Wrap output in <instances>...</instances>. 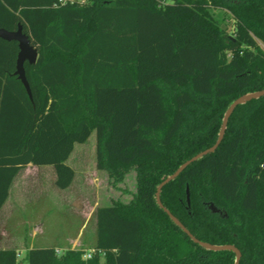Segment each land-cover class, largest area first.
Masks as SVG:
<instances>
[{"label":"trees","instance_id":"trees-1","mask_svg":"<svg viewBox=\"0 0 264 264\" xmlns=\"http://www.w3.org/2000/svg\"><path fill=\"white\" fill-rule=\"evenodd\" d=\"M234 20L228 32L213 13ZM38 50L15 73L19 42L0 37V208L28 164L75 177L76 143L97 134V167L112 184L135 170L136 191L97 209V252L0 249V264H235L207 250L161 208L165 177L214 145L239 96L264 88V0H0V28ZM190 191V204L187 190ZM198 239L234 244L240 264H264V96L239 105L215 152L161 191ZM214 204L222 213H214Z\"/></svg>","mask_w":264,"mask_h":264},{"label":"rangeland","instance_id":"rangeland-1","mask_svg":"<svg viewBox=\"0 0 264 264\" xmlns=\"http://www.w3.org/2000/svg\"><path fill=\"white\" fill-rule=\"evenodd\" d=\"M79 1L83 2V0ZM213 13L219 17L223 27L228 32H232L234 20L231 13L223 9H215ZM67 163L77 171L75 182L67 192L55 184L52 185L50 181H47L45 185L40 181L36 182L34 170L28 172L26 179L28 184L26 187L31 191L23 197V188L19 190L20 208L18 210H21V220L25 222H19V211L15 210L7 226L28 243L34 239L36 247L68 246L70 244L68 240L77 236L83 224V215L89 217L96 205H106L116 199L129 201L136 191L135 170L127 175L125 182L114 186L107 172L98 169L96 131L91 133L86 142L75 144ZM52 167L45 169L50 171ZM46 177L49 180L50 173ZM72 198L75 201V207L70 205ZM94 219L95 214L85 231L84 241L87 240V243L93 241L91 233L95 234L96 229ZM35 229L37 236L32 238ZM28 250L26 247L22 253L19 251V258H25ZM60 250L63 253L65 249ZM99 258L101 262H104V253L100 252Z\"/></svg>","mask_w":264,"mask_h":264},{"label":"water","instance_id":"water-1","mask_svg":"<svg viewBox=\"0 0 264 264\" xmlns=\"http://www.w3.org/2000/svg\"><path fill=\"white\" fill-rule=\"evenodd\" d=\"M0 37L3 39H6V40H16L19 42L20 51L18 54L17 70L15 73L18 75V78L25 85L30 97H32L30 85H29V82H28L27 77H26L25 62L29 61L30 63H36L37 59H38V50L31 44L29 37L23 33L21 26L19 27L18 30H15V31H9L7 29L0 28ZM262 96H264V88L261 90H257V91L247 92L245 94H242L238 98H236L229 105V107L227 108V110L224 114L221 129H220L219 136H218L216 143L214 145H212L211 147L197 153L196 155H194L193 157H191L190 159H188L187 161L182 163L174 173L165 177L163 179V181L159 184L158 190L156 193V199H157L158 205L168 213V215L173 220V222L177 226H179L192 239L193 242L199 244L200 246H202L203 248H205L207 250H212V251L227 250V251L234 252L235 256H236L235 264H240V261L242 258V252L236 245H234V244H213V243L202 241V240L198 239L196 236H194L190 232V230L182 223V221L179 218H177L175 215H173L172 212L170 210H168L163 205V203L161 201V191H162V188L167 183L176 179L190 164H192L193 162L200 160L204 156L216 151V149L219 147L222 140L224 139L229 119H230L231 115L233 114V112L235 111V109L239 105L245 104V103H247L253 99H258ZM187 199H188V203L190 204V191H189V189L187 190ZM210 209L214 213H222L221 210L218 209L214 204L210 205Z\"/></svg>","mask_w":264,"mask_h":264},{"label":"crops","instance_id":"crops-1","mask_svg":"<svg viewBox=\"0 0 264 264\" xmlns=\"http://www.w3.org/2000/svg\"><path fill=\"white\" fill-rule=\"evenodd\" d=\"M70 158V157H69ZM51 167L53 165H34V164H28V166L20 169L18 171V173L16 174V176L13 179L12 185L10 187V192H9V196L7 198V200L5 201V203L3 204V206L0 208V249H16L18 252L20 251L22 253V251L27 247L28 249H31L33 247H36L34 239H31V241L28 243L26 241V239L21 238V236L15 234L12 230H9L8 226L9 225V221L11 220V218L14 216L15 214V210L19 211L18 215H19V222L20 223H24V220H21V210H18L20 208V197H19V190L23 188L24 192H23V197L25 195L28 194L29 191H31V189H27L26 184V179H27V174H29V171H36L35 172V177H37L36 182H41L44 185L47 183V181H50V183L52 185H56V180H57V172L55 167L53 166L50 171L48 169H45L46 167ZM76 170H75V175H76ZM50 173V178L49 180L47 179L46 176H48V174ZM76 177V176H75ZM75 177L74 180L72 182V184L66 188V189H62L64 191H68L70 190V188H72L74 182H75ZM58 187V186H57ZM36 188V186L34 187V189ZM59 188V187H58ZM18 189V190H17ZM61 189V188H60ZM18 191V193H17ZM43 197V196H42ZM26 198V197H25ZM19 202V204H18ZM68 203V202H67ZM70 205L72 207H75V201L72 198V200H70ZM99 205H96L94 207V211H92V213L90 214L89 217H84L85 215L82 216L83 218V224L79 229V232L77 234V236H75L74 238H70L69 241V245L66 247H60V246H54L56 248H60V249H67V248H73V249H83V250H90L92 248L96 247V243H97V209H98ZM83 214V213H82ZM93 214H95V219L94 222L96 223V229H95V234H93V232L91 233L92 236V242L91 243H87V240L84 241L85 238V231L87 229L88 223L89 221L92 219ZM92 215V216H91ZM37 230L35 229L33 232V236L32 238H36L37 234H36Z\"/></svg>","mask_w":264,"mask_h":264},{"label":"built area","instance_id":"built-area-1","mask_svg":"<svg viewBox=\"0 0 264 264\" xmlns=\"http://www.w3.org/2000/svg\"><path fill=\"white\" fill-rule=\"evenodd\" d=\"M84 2H86V0H83V2L82 3H84ZM56 252H57V254H62V251L60 250V249H56ZM97 252H102V251H97L96 249H90V250H86L85 252H84V255H83V258L84 259H90V258H92L95 254H97ZM20 253H18V255H19Z\"/></svg>","mask_w":264,"mask_h":264}]
</instances>
